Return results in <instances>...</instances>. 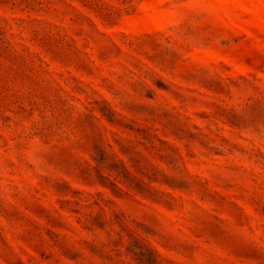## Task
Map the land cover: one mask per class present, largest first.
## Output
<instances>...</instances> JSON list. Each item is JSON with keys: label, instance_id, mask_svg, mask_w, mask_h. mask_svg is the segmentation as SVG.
<instances>
[{"label": "rangeland", "instance_id": "374dc122", "mask_svg": "<svg viewBox=\"0 0 264 264\" xmlns=\"http://www.w3.org/2000/svg\"><path fill=\"white\" fill-rule=\"evenodd\" d=\"M0 264H264V0H0Z\"/></svg>", "mask_w": 264, "mask_h": 264}]
</instances>
